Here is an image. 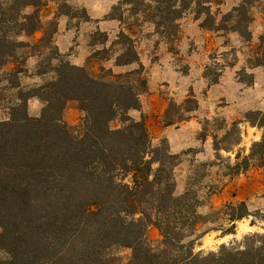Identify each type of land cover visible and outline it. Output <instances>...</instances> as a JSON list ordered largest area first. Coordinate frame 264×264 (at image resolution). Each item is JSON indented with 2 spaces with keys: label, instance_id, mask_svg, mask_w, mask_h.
I'll return each mask as SVG.
<instances>
[{
  "label": "trees",
  "instance_id": "1",
  "mask_svg": "<svg viewBox=\"0 0 264 264\" xmlns=\"http://www.w3.org/2000/svg\"><path fill=\"white\" fill-rule=\"evenodd\" d=\"M42 3L0 4V73L8 63L2 57L11 58L13 47H28L11 39L30 37L41 28ZM211 4L212 0H123L112 8L118 14L110 15L120 24L112 42L120 47L115 66L135 64L136 69L118 75L101 70V76H94L67 63L55 70L54 81L34 93L17 95L9 119L0 122V252L5 255L0 264H116L106 254L112 247L130 249L125 264H264V235L251 236L241 250L221 246L217 252H194V243L203 234H196L197 227L208 220L198 214L200 202L193 193L174 195L178 156L167 148H153L143 119L135 121L127 115L129 110H139L146 80L134 30L124 27L119 10L130 7L133 16L143 13L144 22L151 23L157 34L175 38L177 21L195 5V20L204 16L201 28L209 24L250 41L251 19L243 3L219 24L210 12ZM27 8L32 11L25 13ZM98 34L103 38L97 44H105L107 35ZM258 42L250 68H264V29ZM20 72L13 68L8 75ZM31 98L42 102L38 117L27 114ZM70 102L83 113L76 126L63 120ZM195 109L196 103L185 111ZM118 115L122 126L111 129L109 124ZM247 115L259 119L264 129V112ZM173 124L165 122V126ZM239 157L236 154L237 161L229 167L231 175L245 172L252 161L264 173V133L251 145L248 156L240 161ZM216 214L229 224L222 232L232 234L234 223L247 218L249 211L244 202L227 203ZM149 227L161 237L156 248L147 242Z\"/></svg>",
  "mask_w": 264,
  "mask_h": 264
},
{
  "label": "rangeland",
  "instance_id": "2",
  "mask_svg": "<svg viewBox=\"0 0 264 264\" xmlns=\"http://www.w3.org/2000/svg\"><path fill=\"white\" fill-rule=\"evenodd\" d=\"M9 1L0 0V4L8 5ZM122 1L43 0L39 8L41 28L30 37L11 39L28 47H13L11 58L8 54L2 57L8 62L5 66L13 65L21 72L17 76L0 73V122L9 114V108L18 103L19 93H34L37 87L54 81L55 70L64 64L84 67L94 76H101V70L118 75L136 69L135 64L115 66L120 47L112 46V42L120 24L110 19V15L118 14L112 8ZM242 3L251 19L249 42L237 33L217 31L209 24L201 28L204 16L195 20L198 9L195 5L177 21L175 38L157 34L151 23L144 22L143 13L133 16L130 7L119 10L123 13L124 27L134 30L135 48L146 80V90L139 95V110H129L127 115L135 121L143 119L153 148H167L171 155L178 156L173 168L174 195L193 193L200 202L198 214L208 220L197 227L196 234H203L193 246L194 252L201 254L217 252L221 246L241 250L251 236L264 235L263 170L256 161L238 175H231L229 169L237 161L236 154L239 161L248 156L251 145L259 142L264 133L259 119L247 115L264 112V68L259 67L256 72L250 68L264 29V0H212L210 12L215 24H219L223 16ZM31 11L32 8L25 9V13ZM60 23L73 33L71 40L64 42L67 49L64 54L53 40ZM98 33L107 35L105 44H97L103 38ZM70 58L86 59L82 66H77ZM215 78L217 83L211 84ZM187 99L193 101L185 104ZM195 103L194 111H185ZM31 109L41 112L42 102ZM82 117L77 103L67 104L63 120L68 125H78ZM168 120L175 124L165 126ZM233 123L237 126L233 127ZM109 126L121 128L120 116ZM186 145L189 147L179 149ZM239 202L246 204L249 216L234 223L232 234H225L222 231L229 224L216 213L227 203ZM146 239L156 248L161 237L156 228L149 227ZM106 254L116 264H125L131 251L112 247ZM3 258L5 255L0 252V259Z\"/></svg>",
  "mask_w": 264,
  "mask_h": 264
},
{
  "label": "crops",
  "instance_id": "3",
  "mask_svg": "<svg viewBox=\"0 0 264 264\" xmlns=\"http://www.w3.org/2000/svg\"><path fill=\"white\" fill-rule=\"evenodd\" d=\"M73 37V33L70 31V30H66L64 26H62V24L60 23L57 27V31L55 33V35L53 36V40H54V44L55 46L57 47L58 51L62 54L65 53V51L67 49H65V45H64V42H67V40H71V38ZM85 59L84 58L82 61L78 58V59H75V60H72L70 58V62L74 65H77V66H82L85 62ZM14 68L13 65L11 66H4L1 70V73L3 72H9L10 70H12ZM259 67H256L254 68L252 71L253 72H256L258 71ZM153 79V77L150 78V84H151V80ZM35 104H39V101L36 100V99H29L27 101V105L29 106L27 108V114L29 117H38L39 116V112L38 110H32L31 109V106L33 107ZM8 116V117H7ZM3 121H7L9 119V114L7 115ZM177 131H181L180 129H177ZM186 147H189V145H186V146H183V147H180L179 149L182 150Z\"/></svg>",
  "mask_w": 264,
  "mask_h": 264
}]
</instances>
